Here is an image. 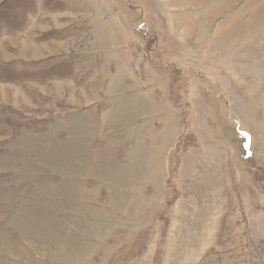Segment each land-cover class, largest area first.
Segmentation results:
<instances>
[{
    "label": "rangeland",
    "instance_id": "rangeland-1",
    "mask_svg": "<svg viewBox=\"0 0 264 264\" xmlns=\"http://www.w3.org/2000/svg\"><path fill=\"white\" fill-rule=\"evenodd\" d=\"M33 1L0 264H264V0Z\"/></svg>",
    "mask_w": 264,
    "mask_h": 264
},
{
    "label": "trees",
    "instance_id": "trees-1",
    "mask_svg": "<svg viewBox=\"0 0 264 264\" xmlns=\"http://www.w3.org/2000/svg\"><path fill=\"white\" fill-rule=\"evenodd\" d=\"M36 12L33 0H5L0 4V37L4 33L20 31L28 20V16ZM32 77L25 71L15 72L9 66L0 68V81L15 83Z\"/></svg>",
    "mask_w": 264,
    "mask_h": 264
},
{
    "label": "crops",
    "instance_id": "crops-1",
    "mask_svg": "<svg viewBox=\"0 0 264 264\" xmlns=\"http://www.w3.org/2000/svg\"><path fill=\"white\" fill-rule=\"evenodd\" d=\"M9 82H4V81H0V84H3V85H6L8 84Z\"/></svg>",
    "mask_w": 264,
    "mask_h": 264
}]
</instances>
